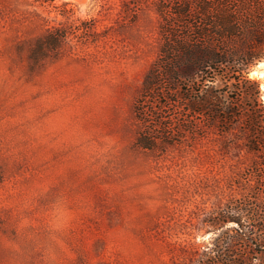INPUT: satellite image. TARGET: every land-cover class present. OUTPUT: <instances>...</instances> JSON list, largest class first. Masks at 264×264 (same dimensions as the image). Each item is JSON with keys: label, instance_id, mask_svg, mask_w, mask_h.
<instances>
[{"label": "rangeland", "instance_id": "obj_1", "mask_svg": "<svg viewBox=\"0 0 264 264\" xmlns=\"http://www.w3.org/2000/svg\"><path fill=\"white\" fill-rule=\"evenodd\" d=\"M129 1L0 0V264H196L238 225L210 220L257 186L263 158L242 119L225 131L207 121L160 154L134 143L161 18ZM82 21L97 40L70 34L57 57L30 66L34 38ZM263 59L246 71L264 105V78L250 74ZM263 244L234 247L264 264Z\"/></svg>", "mask_w": 264, "mask_h": 264}, {"label": "trees", "instance_id": "obj_2", "mask_svg": "<svg viewBox=\"0 0 264 264\" xmlns=\"http://www.w3.org/2000/svg\"><path fill=\"white\" fill-rule=\"evenodd\" d=\"M129 2L133 8L150 2L161 18L158 55L133 103L134 143L160 154L200 135L207 121H217L225 131L242 119L247 147L263 158L254 165L253 194L229 201L210 220L221 222L214 224L215 230L228 220L236 221L237 227L220 232L196 263L245 264L234 246L258 238L264 243V105L259 83L246 71L249 63L264 56V0ZM70 34L98 39L85 21L48 29L29 44L30 66L57 57ZM216 75L224 79L223 86L210 88ZM246 218L249 223L243 224Z\"/></svg>", "mask_w": 264, "mask_h": 264}, {"label": "water", "instance_id": "obj_3", "mask_svg": "<svg viewBox=\"0 0 264 264\" xmlns=\"http://www.w3.org/2000/svg\"><path fill=\"white\" fill-rule=\"evenodd\" d=\"M264 59L261 61H258L255 65H253L252 70L250 71V74L252 73L253 70H264Z\"/></svg>", "mask_w": 264, "mask_h": 264}, {"label": "bare ground", "instance_id": "obj_4", "mask_svg": "<svg viewBox=\"0 0 264 264\" xmlns=\"http://www.w3.org/2000/svg\"><path fill=\"white\" fill-rule=\"evenodd\" d=\"M254 75L264 78V70H260V71L253 70L251 73V76H254Z\"/></svg>", "mask_w": 264, "mask_h": 264}]
</instances>
